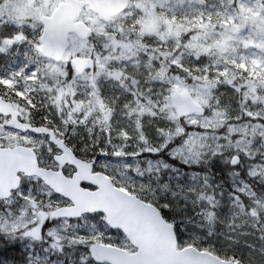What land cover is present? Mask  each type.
<instances>
[{
	"label": "rangeland",
	"instance_id": "1",
	"mask_svg": "<svg viewBox=\"0 0 264 264\" xmlns=\"http://www.w3.org/2000/svg\"><path fill=\"white\" fill-rule=\"evenodd\" d=\"M62 1L0 0L1 99L20 121L51 129L75 156L93 162L92 172L158 205L177 250L264 264V222L254 189L240 179L214 194L199 171L214 158L231 164L238 157L233 167L256 160L250 178L264 182V0H231L235 6L216 3L211 10L201 5L190 15L189 0H131L109 22L84 8L80 20L91 35L70 34L63 60L54 63L38 51L40 18ZM190 25L201 29L199 38L189 39ZM75 57L92 58L93 71L76 75ZM180 92L203 111L178 119L173 99ZM219 96L228 106L216 107ZM7 122L0 114V148H29L36 163L52 166L56 151L46 137ZM66 172L73 177V168ZM70 206L36 177L19 174L16 187L0 198V233L25 239V247L46 238L49 245L29 250L28 264H107L94 259L95 245L136 251L102 213L58 214ZM64 249L71 250L67 257Z\"/></svg>",
	"mask_w": 264,
	"mask_h": 264
},
{
	"label": "water",
	"instance_id": "2",
	"mask_svg": "<svg viewBox=\"0 0 264 264\" xmlns=\"http://www.w3.org/2000/svg\"><path fill=\"white\" fill-rule=\"evenodd\" d=\"M129 1L63 0L51 15L40 18L43 30L38 51L48 60L61 62L68 49L70 34L80 40L91 34V29L80 20L84 8H88L99 20L109 22L127 8ZM71 66L76 75H82L93 71L95 64L92 58L75 57ZM173 106L180 120L203 111L202 106L187 92L177 93ZM0 114L8 116L7 125L13 130L48 136L49 142L61 152L57 161L67 163L76 170L73 178L66 179L58 172L39 167L29 148H0V198L8 197L17 185V175L22 174L36 177L54 193L71 202L70 207L59 210L60 216L75 218L83 214L102 213L108 226L121 230L136 251L129 254L114 246L95 245L92 255L96 261L107 264H238L192 247L177 250L175 232L155 206L115 187L105 174L93 173V162L76 157L65 141L57 138L51 129L20 121L18 113L1 97ZM238 163V157L231 159L232 165ZM81 180L91 190L81 188L78 185Z\"/></svg>",
	"mask_w": 264,
	"mask_h": 264
},
{
	"label": "trees",
	"instance_id": "3",
	"mask_svg": "<svg viewBox=\"0 0 264 264\" xmlns=\"http://www.w3.org/2000/svg\"><path fill=\"white\" fill-rule=\"evenodd\" d=\"M220 4L223 8L227 4H230L232 6H235V3L231 0H189V15L192 13V10H194L197 6H206L208 8L213 9L214 4ZM190 23V22H189ZM200 32L201 29L198 26L195 25H190L189 28V39L190 37L196 36L200 37ZM203 58L205 56L202 55ZM15 60L10 59V63H14ZM190 59H189V73L192 69ZM179 67V66H178ZM180 68V67H179ZM177 74L182 75V70L177 69L175 70ZM89 88V91H91V88ZM87 88V89H88ZM88 91V93H89ZM95 97V92H90L89 95ZM217 99V106L219 107L220 105H226L228 106V103H224L223 96H219L216 98ZM83 100V99H81ZM62 107V106H61ZM71 111L73 112L74 104L70 102V107ZM58 110V109H57ZM63 113L68 117L72 116L71 112L70 114H67L66 108H62ZM62 123L65 124L68 119L64 118L63 116ZM61 121V118H59V122ZM65 138V137H64ZM152 161H154L152 159ZM246 160L241 159L240 164L238 166L233 167L231 164H226L223 163L222 161L218 162L216 158L211 160L209 164L206 166L200 168L199 171L204 173L213 187L214 191L213 193H219V192H228L231 190L232 187H234L235 182L242 179L244 180L248 185L251 186L252 189H254V192L256 193V210H257V215L258 217L264 222V182L263 181H258L259 179L257 178H250V174L253 169V164L256 163V160H252L249 162V164H246ZM24 180V179H23ZM39 182V181H38ZM156 207L161 210V214L164 220H168L165 216L164 211L156 205ZM26 240L23 238H20L18 236H11L8 234H1L0 233V249L3 250L4 255L8 259V264H28L29 263V255L31 252L33 253L34 249H39L38 245L46 247L49 245L46 242L45 239L39 240V242L36 241H29L30 245L26 246ZM38 246V247H37ZM43 248V247H42ZM56 250V249H55ZM71 250L70 249H64V257H67L68 254L70 255Z\"/></svg>",
	"mask_w": 264,
	"mask_h": 264
},
{
	"label": "flooded vegetation",
	"instance_id": "4",
	"mask_svg": "<svg viewBox=\"0 0 264 264\" xmlns=\"http://www.w3.org/2000/svg\"><path fill=\"white\" fill-rule=\"evenodd\" d=\"M130 2H131V0L129 1L128 6L130 5ZM128 6H127V8H128ZM127 8H126V9H127ZM126 9H125V11H126ZM125 11H123V12H125ZM123 12H121L120 14H122ZM120 14L116 15L115 17L119 16ZM115 17H112L110 20H112V19L115 18ZM85 58H86V57H85ZM93 91L95 92L96 89H93ZM5 117L8 118V116H5ZM26 133H27V132H26ZM29 133H31V132H29ZM42 136L46 137L47 140H48V142H49L48 136H45V135H42ZM49 143H50V142H49ZM50 144H51V143H50ZM51 145H52V144H51ZM52 147H53V150L56 151V155L53 156V163H52V166L45 167L44 169H49V170H52V171H54V172H58V173H60L64 178H66V179H71V178L69 177V173L66 172V169H67V167L73 168V169H74V174H75V173H76L75 168H74L73 166L67 164V163H63V164H62V163H60L59 161H57V157L60 156L61 152H60V150H58L54 145H52ZM74 155H75V154H74ZM76 157H77V156H76ZM78 158H79V157H78ZM79 159H81V158H79ZM81 160H83V159H81ZM34 161H35V160H34ZM83 161H85V160H83ZM35 163H36V162H35ZM36 164H37L39 167L43 168V165L38 164V163H36ZM57 166H58V168L61 167L62 171H57V170H55V168H56ZM73 177H74V175H73ZM73 177H72V178H73ZM78 185H79L81 188L91 190V188H90L89 186L85 185L84 182H83L82 180L79 181ZM65 200H66V199H65ZM66 201L71 205V202H70L69 200H66Z\"/></svg>",
	"mask_w": 264,
	"mask_h": 264
},
{
	"label": "snow or ice",
	"instance_id": "5",
	"mask_svg": "<svg viewBox=\"0 0 264 264\" xmlns=\"http://www.w3.org/2000/svg\"><path fill=\"white\" fill-rule=\"evenodd\" d=\"M0 264H8V259L4 255V252L2 249H0Z\"/></svg>",
	"mask_w": 264,
	"mask_h": 264
}]
</instances>
